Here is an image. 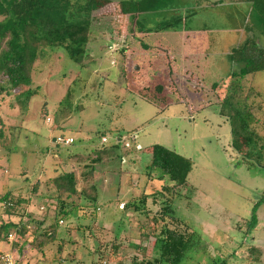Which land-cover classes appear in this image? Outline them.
Wrapping results in <instances>:
<instances>
[{
	"label": "rangeland",
	"instance_id": "rangeland-1",
	"mask_svg": "<svg viewBox=\"0 0 264 264\" xmlns=\"http://www.w3.org/2000/svg\"><path fill=\"white\" fill-rule=\"evenodd\" d=\"M76 1L58 0L71 7ZM107 1L91 13L90 40L80 64L63 50H46L28 62L27 84L12 88L0 73V198L8 192L21 200L12 216L0 209V225H16L8 237L0 235V257L13 252L20 264L150 260L155 242L150 230L168 206L165 224L194 238L188 264H264V72L242 83L241 100L254 120L252 143L243 144L241 153L232 148L230 126L216 105L236 70L228 53L250 40L260 43L249 21L250 6L239 0H171L170 10L178 14L154 19L125 16L119 0ZM185 26L201 28L194 37L202 46L192 66L201 82L180 70L174 75L171 63L160 57L158 67L137 72L135 59L128 57L134 49L155 48L156 37L148 38L160 32L175 52L184 51L183 41H191ZM200 53L205 56L199 58ZM27 89L36 96L25 101ZM68 90L70 111L60 106ZM137 91L146 98H138ZM61 135L74 139L73 145L53 144L52 137ZM129 135L136 139L137 154L121 162L111 152L100 155L106 149L102 143ZM154 144L193 163L179 197L163 191L172 184L157 181L147 168ZM91 186L98 189L99 208L79 207L60 225L56 243L39 249L40 240H32L38 224L52 225L61 208L69 211L76 203L72 192ZM261 200L257 222L249 229L252 208ZM24 226L28 229L19 235Z\"/></svg>",
	"mask_w": 264,
	"mask_h": 264
},
{
	"label": "trees",
	"instance_id": "trees-1",
	"mask_svg": "<svg viewBox=\"0 0 264 264\" xmlns=\"http://www.w3.org/2000/svg\"><path fill=\"white\" fill-rule=\"evenodd\" d=\"M170 1L119 0L118 4L123 15H140L170 9L172 8L171 3L169 4ZM239 1L250 6L249 21L252 26L255 25L261 40H264V0ZM107 2V0H77L71 7L59 3L58 0H0V17L4 18V21L0 22V73L6 76L9 85L16 88L27 84L26 70L28 62L37 59L38 52H42L44 55L46 50L55 51L60 49L65 52L71 62L80 64L90 40L91 13ZM248 28L247 32L249 31ZM260 43L250 40L242 46L233 47L228 53V57L236 70L227 79L225 94L216 104L218 105V114L226 118L230 126L232 148L237 153L242 152L241 147L243 144L249 145L252 143L250 125L254 119L247 105L241 100V94L244 79L264 72V46H261ZM172 72L174 73L173 69ZM70 94L71 91L68 90L64 99L60 102V106H65L69 111L72 108L69 100ZM22 96L25 101H28L36 96V93L27 89L22 93ZM2 133L0 129V137ZM58 137L71 138L64 135ZM58 137L54 138L55 145L59 144L57 143ZM135 140L133 135H129L123 139L119 138L118 142L102 143L106 149L100 155L103 156L104 153L111 152L121 162L124 158L132 157L140 150L136 148ZM143 151L146 150L143 149ZM149 151L150 163L147 167L148 170L156 173L157 181H167L172 184L171 188L163 187V191H175L177 197H179V191L188 186V176L193 167L192 161L158 144L150 146ZM245 156L248 159L251 158L248 155ZM72 193L77 201L69 211L61 208L54 216L52 225L48 227H44V222L38 224L32 240H40L38 243L39 249L56 243L57 231L60 225L64 223V220L72 219L79 207L99 208L97 207L98 189L94 186L79 193H75V191ZM261 202L262 200L254 204L252 208L249 229L253 228L257 222L256 212ZM20 203V199L11 197L7 192L0 198V209H3L4 214L12 216L16 213V208ZM121 204L124 203H120L119 206ZM168 213H171V208L167 206L161 216L154 218L157 227H151L150 230L155 240L152 259L140 262L135 259L133 264H188L190 259L188 253L195 244L194 238L192 235L170 229L165 224L163 217ZM13 227H16L13 223H2L0 225V235L5 238L8 237L7 232ZM26 229L28 227L24 226L17 232L23 236L24 233L21 230L25 232Z\"/></svg>",
	"mask_w": 264,
	"mask_h": 264
},
{
	"label": "crops",
	"instance_id": "crops-1",
	"mask_svg": "<svg viewBox=\"0 0 264 264\" xmlns=\"http://www.w3.org/2000/svg\"><path fill=\"white\" fill-rule=\"evenodd\" d=\"M176 9H178V8H176ZM174 13L178 14V12H176L175 10L164 9V10H161V11H158V12H155V13L140 14V15L145 16V17L147 16V17L154 18V19H156V18L161 19V18L173 17V16H175ZM195 15H197V14H195ZM195 15H193V17L191 19H194ZM125 16H127V15H125ZM185 28H186V26H185ZM165 30H168V29H165ZM186 31H187V34L185 35V38H186L187 35H190L191 36L190 37L191 41H189V39H187L188 40L187 42L183 41V43H185V46H186L185 49L183 48L184 51L175 52L177 48H173L172 47L173 44H172L171 41H168V39L166 40V38L160 36V32H156L152 37L148 38V39H151L153 37H156L155 41L153 43L151 42V45L154 46L157 49H155L153 47H151L152 49L148 48L146 50L142 49V47H138V48L134 49V52H132L131 55L129 54L128 57H132L133 59H135V67L137 69V72L141 71V73H144V69H143L144 67H148V66H151V65H153L154 67H158V65H160V64H162L164 62V63H168V64L171 63L170 65L172 66L175 75L179 76V70H180V72L183 73V77L186 78V76L188 74L192 77L194 75L193 72L197 68V66H194V68H192V66L197 61V52L200 50L199 46H202V45H198L197 44L198 41L195 40L194 36L201 32V28L200 27H196V26H194V28L187 27ZM110 46L111 45H109L108 48ZM124 51L125 50H123V52ZM123 52L121 51L118 55H121ZM200 54L201 55L198 54L199 58L204 55L202 53H200ZM162 56H165V58H163ZM167 56L169 57V59H168ZM159 57L162 59V61H161L162 63L159 62V59H160ZM168 60H170V62ZM179 60L180 61L183 60V61H181L182 62L181 65H180ZM181 68H182V70H181ZM155 69L156 68H154V70ZM145 74H147V77H148V75H150L149 72L145 73ZM151 74H152V72H151ZM180 76H182V75H180ZM193 78H194V80H197V81L201 82L200 79H198V78H196L194 76H193ZM135 93L137 94L138 98H146V96L144 94L145 92L139 93L137 91ZM217 102L219 103V101H217ZM154 105H156V103H154ZM194 106H196V105H194ZM209 106L210 105L207 104V107H202V106L201 107L200 106L197 107V109H196L197 113L201 112V111H204V110H207L209 108ZM188 110L191 112V110L189 108H188ZM51 140H52V143L54 144L55 142H54L53 137H52Z\"/></svg>",
	"mask_w": 264,
	"mask_h": 264
},
{
	"label": "built area",
	"instance_id": "built-area-1",
	"mask_svg": "<svg viewBox=\"0 0 264 264\" xmlns=\"http://www.w3.org/2000/svg\"><path fill=\"white\" fill-rule=\"evenodd\" d=\"M102 142H106L105 139H103ZM57 143H59L61 145H72L73 139L58 137L57 138ZM119 209L123 210L124 209V204H121L119 206ZM10 237L11 236L9 235V239H10ZM0 260H1L2 264H20V261L15 257L13 252H10V251L3 253L2 256L0 257Z\"/></svg>",
	"mask_w": 264,
	"mask_h": 264
},
{
	"label": "water",
	"instance_id": "water-1",
	"mask_svg": "<svg viewBox=\"0 0 264 264\" xmlns=\"http://www.w3.org/2000/svg\"><path fill=\"white\" fill-rule=\"evenodd\" d=\"M54 142H55V139H54Z\"/></svg>",
	"mask_w": 264,
	"mask_h": 264
}]
</instances>
